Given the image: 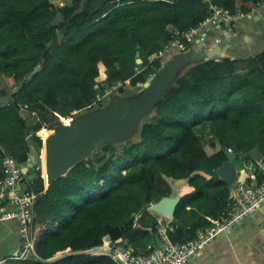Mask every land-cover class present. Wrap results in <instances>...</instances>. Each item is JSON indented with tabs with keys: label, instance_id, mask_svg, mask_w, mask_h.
<instances>
[{
	"label": "trees",
	"instance_id": "trees-1",
	"mask_svg": "<svg viewBox=\"0 0 264 264\" xmlns=\"http://www.w3.org/2000/svg\"><path fill=\"white\" fill-rule=\"evenodd\" d=\"M258 1L0 0V78L14 87L0 97V179L3 151L23 168L34 157L25 191L36 195L38 255L3 264H118L108 255L88 253L105 245L106 237L147 254L158 241L159 224L153 219L142 228L138 215L147 216V208L164 197L181 198L168 225L171 240L194 239L228 208L233 186L217 170L229 161L230 149L239 170L252 182L262 181L249 152L259 145L264 155V53L191 67L157 104L151 121L141 125L138 142L122 144L121 156L116 145H99L87 162L48 188L40 158L44 142L37 135L76 112L104 107L106 101L95 105L97 95L126 83L124 66L135 63L140 47L142 70L129 88L119 90L132 94L162 66H151L150 55L176 31L204 20L210 3L248 13ZM206 123L217 140L204 144L198 129Z\"/></svg>",
	"mask_w": 264,
	"mask_h": 264
},
{
	"label": "built area",
	"instance_id": "built-area-1",
	"mask_svg": "<svg viewBox=\"0 0 264 264\" xmlns=\"http://www.w3.org/2000/svg\"><path fill=\"white\" fill-rule=\"evenodd\" d=\"M208 9L209 15L197 26L181 32L176 31L170 40L150 55L148 58L149 64L151 66L155 62L162 64L169 54L175 55L188 51L198 40L205 39L207 33L215 28L231 31L238 21L253 17L260 10H263L264 0L258 1L248 13L241 10L231 12L212 3L209 4ZM141 70V68L138 69V71ZM129 87L130 82H126L111 89H106L104 93L97 95L95 105L106 101L111 94H120L119 90L121 88L127 89ZM78 114L79 112L74 113L73 117ZM73 117L68 118L69 121H72ZM62 120L65 125L68 124L65 121L66 119ZM3 152L4 155L1 160L3 177L0 179V224L16 221L20 225L21 245L19 254L14 257L15 259H38L33 236L36 195L22 191L19 188V182L24 176L23 167L6 151ZM30 163L31 159L28 160L27 164ZM259 166L262 181L251 184L244 181L235 183L231 190L230 201L225 214L217 220H212L211 225L200 230L194 239L184 243L173 242L168 233V225L171 219H166L164 222H160L158 241L148 247L147 254L137 253L132 246L121 242H106L104 249L99 254L110 256L118 264H189L200 250L214 242L221 233L240 226L264 206V159L259 162ZM94 250L92 249L89 252L95 253ZM0 264H3V262H0Z\"/></svg>",
	"mask_w": 264,
	"mask_h": 264
},
{
	"label": "water",
	"instance_id": "water-1",
	"mask_svg": "<svg viewBox=\"0 0 264 264\" xmlns=\"http://www.w3.org/2000/svg\"><path fill=\"white\" fill-rule=\"evenodd\" d=\"M227 40L211 45L209 40L200 39L188 51L177 53L167 60L161 68L140 86L137 93L130 95L111 94L109 103L102 108L77 115L70 125L56 127L46 143L47 180L50 186L66 177L71 170L87 162L98 150L99 145H116L129 141L138 132L140 120L155 110L157 104L170 91L179 77L193 66L216 58H224ZM140 47L136 54L141 64ZM47 52H45L44 56ZM36 67L17 88L21 89L37 71ZM6 100L9 105L14 98ZM249 155L257 162L264 159L259 145ZM26 172L29 168H25ZM218 176L233 186L239 181L237 167L227 161L217 170ZM22 180L19 182L21 189ZM181 198L164 197L151 209L166 219H174L176 208ZM105 242H111L110 237Z\"/></svg>",
	"mask_w": 264,
	"mask_h": 264
},
{
	"label": "crops",
	"instance_id": "crops-1",
	"mask_svg": "<svg viewBox=\"0 0 264 264\" xmlns=\"http://www.w3.org/2000/svg\"><path fill=\"white\" fill-rule=\"evenodd\" d=\"M205 39L209 40L211 45H215L216 42L227 40L228 44L224 49V58L245 61L249 58L259 56L264 53V9L260 10L253 17L238 21L231 31L223 28H215L214 30H211L207 33ZM135 63L138 66H136ZM135 63L130 62L124 66V70L128 76L126 82H129L136 72H139L138 69L142 63L140 64L138 62V58ZM238 72H241L240 68L238 69ZM24 113L26 112H23V115ZM198 134L204 144L212 143L217 140L212 126L209 123L200 126ZM47 136L48 135L45 136L44 143ZM43 148L41 153L44 150ZM236 154L237 153L234 149L228 151L230 162L234 163L233 160ZM31 159L33 161L34 157L31 156ZM43 166H45L44 161ZM32 167L33 164L31 162L27 167L23 168L24 176L21 184L22 191H25V181L28 179L27 177H31L29 175L31 174ZM25 168H29V171L26 172ZM237 170L239 181H244L249 184L254 183L249 179V176L240 171L238 167ZM44 175L45 171L43 172V176ZM25 178L27 179L25 180ZM45 186L48 188L46 179ZM153 205L154 204L147 208V216L143 217V213L138 215V219H142V222H139L140 227L143 228V226H150L153 219L156 220L158 224L166 220V218L151 209ZM170 221H172V219ZM146 230H150V228H147ZM20 245V225L16 221L1 223L0 262L4 263L5 260L17 256L20 251ZM104 247L105 245L95 248L94 252H98L97 254L100 255L99 253H101ZM189 264H264V206L251 218L245 220L240 226L221 233L214 242L200 250L197 256L193 258Z\"/></svg>",
	"mask_w": 264,
	"mask_h": 264
},
{
	"label": "rangeland",
	"instance_id": "rangeland-1",
	"mask_svg": "<svg viewBox=\"0 0 264 264\" xmlns=\"http://www.w3.org/2000/svg\"><path fill=\"white\" fill-rule=\"evenodd\" d=\"M173 55H174V54H173ZM173 55H172V54H171V55L169 54V55L166 57V59L163 61L162 64H164V62L167 61L168 59H170ZM139 88H140V87H139ZM139 88H137V89H135V90L131 89L132 93H134V94L137 93V91L139 90ZM13 89H14V87H12L11 85H9V84L5 81L4 78H0V97H1V96L4 97V96L9 95ZM114 94H117V95H123V94H118V93H114ZM123 96H124V95H123ZM109 97H110V96H109ZM109 97L106 99L105 105H107V104L109 103V99H110ZM82 113H84V112H82ZM82 113H80V114H82ZM78 115H79V114H78ZM154 116H155V110H152L149 114H147V115H145L144 117H142V119L140 120V123H139V125H138V126H139V127H138V130H139V128L141 127V125L150 122L151 119H152ZM24 117H25V118L27 117V119L29 120V118H28V114H27V113H24ZM73 118H74V117H73ZM30 120L34 123V125H35V123H38V121H37V119H36V116H32V117H30ZM67 120H69V119H66V121H67ZM35 121H36V122H35ZM61 122H62V124H64L62 119H61ZM64 125H65V124H64ZM48 130H50V131H52V132L55 131L54 129H50L49 127H44V129H42L41 131H38V133H37V135L43 139V142H44L45 136L48 135V133H49ZM130 141H131V142H138V141H139V135H138V132H137V133L133 136V138L130 139L129 141H126V142H122V143L116 144V146H117V151H118V152H117V155H118V156H121V154H122V150H123V147L125 146V145H122V144H127V143H129ZM43 147H44V148H43L44 150L42 151L43 154L41 153V156H40V158H41L42 155H43V158H41V166H42V162H43V161L45 162V143H44V146H43ZM43 170L45 171V166H43ZM44 176H45V179H46V174H45ZM90 254H92V255H98L97 253H90Z\"/></svg>",
	"mask_w": 264,
	"mask_h": 264
},
{
	"label": "bare ground",
	"instance_id": "bare-ground-1",
	"mask_svg": "<svg viewBox=\"0 0 264 264\" xmlns=\"http://www.w3.org/2000/svg\"><path fill=\"white\" fill-rule=\"evenodd\" d=\"M65 121H66V120H65ZM70 122H71V121L67 120V121H66V123H68L67 125H70ZM52 134H53V132L50 131L49 134H48V136H47V138H46V141H45V174H46V183L48 182V180H47V155H46V143H47L48 139L50 138V136H51ZM47 186H49L48 183H47Z\"/></svg>",
	"mask_w": 264,
	"mask_h": 264
}]
</instances>
